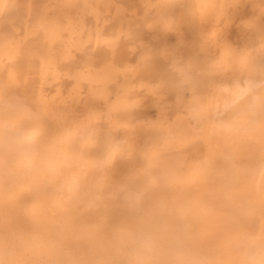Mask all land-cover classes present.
I'll use <instances>...</instances> for the list:
<instances>
[{"label":"bare ground","instance_id":"6f19581e","mask_svg":"<svg viewBox=\"0 0 264 264\" xmlns=\"http://www.w3.org/2000/svg\"><path fill=\"white\" fill-rule=\"evenodd\" d=\"M262 33L264 0H0V125L22 117L49 145L111 162L116 184L163 163L155 194L160 201L178 198L186 187L205 195L213 177L232 165L233 140L260 134L252 122V97L259 91L248 75L253 66L221 52L255 56ZM198 78L220 98L209 100ZM227 79L235 81L223 84ZM17 184L13 166L0 169V189ZM225 191L222 199L209 194L217 232L259 196L231 185ZM55 194L50 187L48 195ZM79 221L109 228L131 223L114 203L99 212L81 210ZM31 227L26 210L12 203L0 226V264L114 258L55 233L59 251L37 253L25 243ZM169 245L167 259L186 264L211 258L213 240L177 230Z\"/></svg>","mask_w":264,"mask_h":264},{"label":"clouds","instance_id":"9594fccd","mask_svg":"<svg viewBox=\"0 0 264 264\" xmlns=\"http://www.w3.org/2000/svg\"><path fill=\"white\" fill-rule=\"evenodd\" d=\"M208 27L205 25L206 31ZM221 55L246 59L253 66L248 75L258 81L259 91L252 97V122L260 134L233 140V163L213 177L209 193L198 196L186 187L170 202L158 200L155 194L166 170L163 163L150 165L144 175H134L127 183L116 184L108 171L111 162L73 157L68 150L49 145L21 117L10 125H0V169L13 166L18 177L15 189H0V226L7 222L10 205L18 202L32 225L25 243L37 253L59 251L53 245L55 233L59 240L77 237L114 257L96 264H174L167 259L169 241L177 230H183L190 238L207 233L213 240L211 258L186 264H264V33L257 55L232 49ZM228 185L234 190H258L259 196L246 200L238 218L217 232V212L209 194L222 199ZM52 186L55 196L48 195ZM109 203L118 204L131 223L109 228L79 221L81 210L99 212ZM253 223L255 230L250 227Z\"/></svg>","mask_w":264,"mask_h":264},{"label":"rangeland","instance_id":"374dc122","mask_svg":"<svg viewBox=\"0 0 264 264\" xmlns=\"http://www.w3.org/2000/svg\"><path fill=\"white\" fill-rule=\"evenodd\" d=\"M234 81H235L234 79H227L226 81L223 82V84L224 83H227L228 84V83L234 82ZM198 82L201 83V86L203 88H205L206 91H208V98H209V100H211V101L214 102L217 98H220L219 97V93L217 92V90H214L213 89V85H208L206 79L198 78ZM191 93H192V91L190 89H188V88L185 89L184 96L186 97L187 100H189V97H190ZM175 98H176V96H175ZM239 103L240 104H238L237 107H239L242 104V101L239 102ZM173 108H176V106L173 107ZM155 113L156 112L153 111V114H155ZM135 126H136V123L134 124L133 127H135ZM161 147H166V146H162L161 145ZM206 153H207V151H206Z\"/></svg>","mask_w":264,"mask_h":264},{"label":"snow or ice","instance_id":"6c2138e0","mask_svg":"<svg viewBox=\"0 0 264 264\" xmlns=\"http://www.w3.org/2000/svg\"><path fill=\"white\" fill-rule=\"evenodd\" d=\"M120 13V6H117V14Z\"/></svg>","mask_w":264,"mask_h":264}]
</instances>
